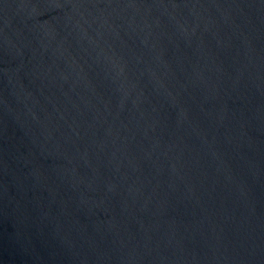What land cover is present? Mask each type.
Wrapping results in <instances>:
<instances>
[{"label": "water", "instance_id": "water-1", "mask_svg": "<svg viewBox=\"0 0 264 264\" xmlns=\"http://www.w3.org/2000/svg\"><path fill=\"white\" fill-rule=\"evenodd\" d=\"M0 264H264V0H0Z\"/></svg>", "mask_w": 264, "mask_h": 264}]
</instances>
